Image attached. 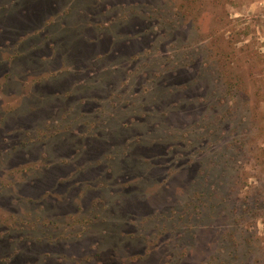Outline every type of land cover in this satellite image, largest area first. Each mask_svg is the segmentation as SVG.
Listing matches in <instances>:
<instances>
[{
	"label": "rangeland",
	"instance_id": "rangeland-1",
	"mask_svg": "<svg viewBox=\"0 0 264 264\" xmlns=\"http://www.w3.org/2000/svg\"><path fill=\"white\" fill-rule=\"evenodd\" d=\"M0 264H264V0H0Z\"/></svg>",
	"mask_w": 264,
	"mask_h": 264
},
{
	"label": "trees",
	"instance_id": "trees-1",
	"mask_svg": "<svg viewBox=\"0 0 264 264\" xmlns=\"http://www.w3.org/2000/svg\"><path fill=\"white\" fill-rule=\"evenodd\" d=\"M198 197H199V196H198ZM188 208H189V207H188ZM190 209H191V208H189V209H186V212H187V211H189Z\"/></svg>",
	"mask_w": 264,
	"mask_h": 264
}]
</instances>
